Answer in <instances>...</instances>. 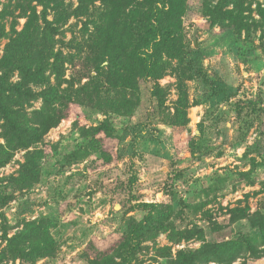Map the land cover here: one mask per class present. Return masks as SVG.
I'll list each match as a JSON object with an SVG mask.
<instances>
[{"label":"rangeland","instance_id":"obj_1","mask_svg":"<svg viewBox=\"0 0 264 264\" xmlns=\"http://www.w3.org/2000/svg\"><path fill=\"white\" fill-rule=\"evenodd\" d=\"M41 1L0 0V66L10 68L4 57L11 41L41 30L45 10L57 29L54 51L68 60L63 79L74 89L91 84L40 143L16 151L0 168V250L7 238L43 220L54 242L48 256L3 264H89L95 251L117 245L130 225L143 219L148 212L144 203L171 208L172 228L141 241L131 264H170L179 250L257 236V221L264 220V23L259 16L264 0H238V6L226 8L240 14L249 37L210 25L207 15L218 0H163L186 61L177 65L172 60L156 82L163 105L152 94L155 83L136 77L128 116L115 114L106 103L107 88L101 85L107 67L91 64L95 58L108 59L95 26L108 23L104 13L115 1L83 0L78 11L80 0ZM132 1L128 9L155 6L153 0ZM120 2L125 9V0ZM185 69H192L191 78ZM10 76L11 82L18 81L17 72ZM178 77L187 97L184 127L169 125ZM55 82L51 77L50 84ZM41 105L37 99L25 111ZM104 121L114 138L96 136L99 150H93L88 131ZM27 151L36 153L40 174L31 187L19 190L11 177L17 176ZM245 209L248 216L233 214ZM233 264H264V258Z\"/></svg>","mask_w":264,"mask_h":264},{"label":"trees","instance_id":"obj_2","mask_svg":"<svg viewBox=\"0 0 264 264\" xmlns=\"http://www.w3.org/2000/svg\"><path fill=\"white\" fill-rule=\"evenodd\" d=\"M114 1L104 13L110 18L108 23H104V27L95 26L101 37L100 48L108 59L97 61L95 58L91 64L97 69L107 67L102 75L105 81L101 85L107 88L106 103L115 114L128 116L134 108L132 93L137 88L136 77L155 83L156 90L152 94L163 105L164 100L156 82L163 78L172 60L177 65H183L186 54L177 29L172 28V22L164 12L163 0H153L155 6L145 10L128 9L132 0H125V9L121 0ZM237 1L218 0L207 15L208 21L211 26L233 28L238 33L245 32V36L249 37L250 28L242 21L240 14L226 9L229 5L238 6ZM160 3L162 6L158 7ZM82 6L83 0H80L77 11ZM42 14L44 26L41 30L23 36L17 43L16 40L11 41L4 57V63L10 68L0 66V71H3L0 75V138L4 141V144L0 143V168L10 162L16 151H26L40 143L65 118L69 105L82 101V96L86 95L91 84L89 81L74 89L72 82L63 79L64 63L68 60L60 50L54 51L52 40L57 29L46 20L45 10ZM259 16L264 23V9L259 10ZM185 70L186 78H191L192 69ZM13 72L18 74L16 82L10 81ZM194 74L202 76L200 70H195ZM51 77L55 79V84H50ZM178 78L179 94L174 113L169 115V125L172 127H184L188 122L186 91L182 79ZM64 83L67 87L62 89ZM33 87L45 88L35 93ZM96 93L99 95V90ZM37 99L41 100L42 105L29 115L25 106ZM100 134L114 138L108 121L88 131L87 135L91 137L89 144L93 150H99L100 142L95 137ZM39 174L36 153L27 151L17 176L11 177V183L19 190L26 189L38 181ZM141 207L148 211L143 219L133 222L117 245L106 251H95V255L89 257V264H131L141 241L172 228L171 208L158 209L154 204L145 203ZM238 213L242 217L248 216L247 209L233 211L234 215ZM48 225L45 220L31 223L24 231L7 238L6 245L0 250V264L16 259L33 262L50 255L54 242L49 236ZM256 226L257 236L207 243L196 250H179L170 264H233L239 259L264 258V220L258 219ZM89 249L95 250L92 245Z\"/></svg>","mask_w":264,"mask_h":264}]
</instances>
